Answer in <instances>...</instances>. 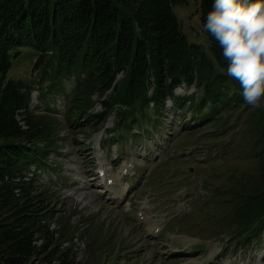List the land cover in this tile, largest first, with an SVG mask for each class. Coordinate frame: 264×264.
Returning <instances> with one entry per match:
<instances>
[{
  "label": "rangeland",
  "instance_id": "1",
  "mask_svg": "<svg viewBox=\"0 0 264 264\" xmlns=\"http://www.w3.org/2000/svg\"><path fill=\"white\" fill-rule=\"evenodd\" d=\"M174 13L187 42L208 54L194 0L175 7ZM36 60L32 51L21 50L12 61L9 77L30 88L31 118L50 120L52 126L45 130L51 136L33 144L51 151L47 163L58 170L59 177L33 176L39 166L32 164L25 180L48 199L43 207L55 215L49 226H60L62 248L72 249L74 264H264V222L260 218L264 211L255 208L264 188V162L256 156L262 146L255 150L251 141L262 125L258 113L264 107L253 108V121L252 116L246 118L252 109L241 111L240 105L230 117L225 113L208 124L193 125L197 117L190 107L196 110L201 89L180 86L174 96L183 99L182 105L175 108L167 100L161 121L151 119V125L143 128L113 127L117 111L104 123H87L81 115L75 124L72 118L77 113L64 112V94L53 100L40 99L37 88L42 67L34 69ZM43 84L44 88L47 83ZM75 86L68 80L64 89L68 96ZM108 96L105 93L100 101L97 95L91 98L95 112L102 111L100 103ZM189 98H193L192 105ZM41 100L54 113L46 111ZM151 115L150 105L148 113L137 118L147 122ZM208 125L215 127L202 130ZM227 125V129L222 127ZM137 130L148 132L138 136L134 134ZM102 141H108L104 147ZM103 166L118 193H108L107 185L98 184L94 169ZM121 189L128 192L124 200L116 199ZM139 214L147 215L154 226L166 225L164 232L163 228L161 235L149 233L147 220L139 222ZM239 231L252 238L246 244L234 240L241 236ZM32 264L40 263L33 260Z\"/></svg>",
  "mask_w": 264,
  "mask_h": 264
},
{
  "label": "trees",
  "instance_id": "2",
  "mask_svg": "<svg viewBox=\"0 0 264 264\" xmlns=\"http://www.w3.org/2000/svg\"><path fill=\"white\" fill-rule=\"evenodd\" d=\"M187 2L0 0V264H32L33 260L40 264H74L72 249L62 248L60 226L50 229L49 222L55 215L43 207L48 199L25 180L32 164L40 168L33 176L48 175L50 171L59 174L47 163L51 151L33 144L48 139L51 134L45 129L52 125L50 120L35 122L31 118L30 88L9 77L12 61L21 50L35 53L34 69L42 67L37 88L40 99L53 100L64 94V112L77 113L72 118L77 120L75 124H79L81 115L87 123H104L117 111L115 128L141 126L134 115L142 118L150 105L151 116L160 120L166 113L168 98L175 108L182 105L183 99L173 95L181 85L201 89L193 115H204L209 105L207 118L214 121L225 113L230 117L238 105L245 103L238 81L226 75L222 49L202 31L212 0H194L208 54L189 44L180 28L174 8ZM68 80L76 85L69 96L64 90ZM44 81L47 85L43 88ZM106 92L109 96L100 103L102 111L95 112L91 98L97 95L100 101ZM41 104L54 113L48 110L46 100ZM245 105L247 111L249 106ZM123 108L126 110H120ZM250 109L252 113L246 118L252 116L253 121L256 113ZM258 114L262 125L259 123V132L251 141L255 150L263 147L256 156L264 162V108ZM258 194L255 208L264 211V188Z\"/></svg>",
  "mask_w": 264,
  "mask_h": 264
},
{
  "label": "clouds",
  "instance_id": "3",
  "mask_svg": "<svg viewBox=\"0 0 264 264\" xmlns=\"http://www.w3.org/2000/svg\"><path fill=\"white\" fill-rule=\"evenodd\" d=\"M202 31L222 49L244 103L264 107V0H212Z\"/></svg>",
  "mask_w": 264,
  "mask_h": 264
},
{
  "label": "bare ground",
  "instance_id": "4",
  "mask_svg": "<svg viewBox=\"0 0 264 264\" xmlns=\"http://www.w3.org/2000/svg\"><path fill=\"white\" fill-rule=\"evenodd\" d=\"M141 219H142V220H147V223H148V226H149V228H150V231H153V229H155V227H157V226L159 225V224H157L156 226H154V225L152 224V222L149 221V218H148L147 215H142Z\"/></svg>",
  "mask_w": 264,
  "mask_h": 264
}]
</instances>
